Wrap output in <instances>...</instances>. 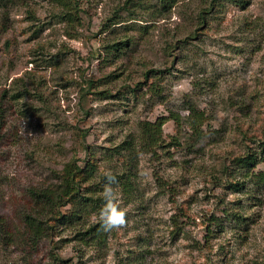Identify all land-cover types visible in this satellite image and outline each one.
<instances>
[{
    "label": "rangeland",
    "instance_id": "374dc122",
    "mask_svg": "<svg viewBox=\"0 0 264 264\" xmlns=\"http://www.w3.org/2000/svg\"><path fill=\"white\" fill-rule=\"evenodd\" d=\"M221 1L201 27L213 0H77L73 24L53 0H0L2 228H21L30 190L58 185L88 148L101 176L132 168L136 189L113 185L127 226L107 245L67 227L35 248L2 237L0 264H264V185L238 165L264 135V0ZM189 106L205 113L202 138ZM172 112L181 127L166 122L155 155L111 158L141 121Z\"/></svg>",
    "mask_w": 264,
    "mask_h": 264
},
{
    "label": "trees",
    "instance_id": "16d2710c",
    "mask_svg": "<svg viewBox=\"0 0 264 264\" xmlns=\"http://www.w3.org/2000/svg\"><path fill=\"white\" fill-rule=\"evenodd\" d=\"M55 3L63 7V12L60 17L69 24H73L79 19L78 16V2L77 0H53ZM207 8H203L199 14V21L202 25L207 22V15L213 11L214 6L222 5L221 0H213ZM239 1V0H231ZM217 2V3H216ZM115 47V45H113ZM155 73L162 72L152 70ZM13 99H20V92L11 95ZM188 118L190 126L196 134V139L202 138V128L205 119V113L198 111L196 108L189 106ZM174 121L181 127V117L179 114L172 112L170 116H160L156 120H144L139 124L140 135L136 139L126 140L124 143L114 148V153L111 152V158L119 153L127 157L133 158L137 156L139 151L144 154L155 155L159 147L164 146V125L169 119ZM179 143V141H173ZM87 147H89L87 145ZM87 156H89L85 165L79 163L77 156L69 161L63 169L58 173L59 184L55 187L36 189L32 188L30 193L35 201L36 207L24 214L21 228L18 230L7 232L2 228L0 221V240L5 237V241L9 244H19L22 247L32 245L34 248L39 245L41 239L53 233L56 228L65 229L66 227L72 230H77L76 239L83 243H89L93 246L103 247L107 245L110 231H105L96 218L93 222L87 225L90 216L99 217L100 209L105 203L103 194H99L101 181L106 182L104 175L101 176L99 166L95 160L94 153L88 148L86 149ZM110 158V161L112 159ZM264 159V135L259 141V151H249L246 155L238 158V165L243 170L244 178L254 180L255 183L264 185V171L254 172L256 165ZM115 168L112 171L118 180L116 185H120L127 195L135 193V174L132 168L129 170L119 169L116 162H112ZM117 167V168H116ZM95 182L96 189L85 186L87 181ZM245 183L236 182L232 187L239 191L241 186ZM45 216H48L46 219ZM84 220L86 223L83 224ZM216 220H218L216 218ZM176 221V220H175ZM214 223V222H213ZM81 226V227H80Z\"/></svg>",
    "mask_w": 264,
    "mask_h": 264
},
{
    "label": "clouds",
    "instance_id": "9594fccd",
    "mask_svg": "<svg viewBox=\"0 0 264 264\" xmlns=\"http://www.w3.org/2000/svg\"><path fill=\"white\" fill-rule=\"evenodd\" d=\"M103 175L106 179L103 188L105 203L99 212V222L105 231L121 229L127 226V209L121 207V197L113 188L118 180L111 170H105Z\"/></svg>",
    "mask_w": 264,
    "mask_h": 264
}]
</instances>
